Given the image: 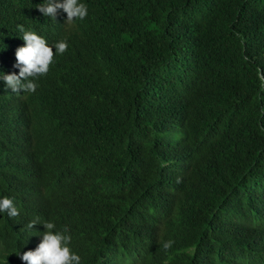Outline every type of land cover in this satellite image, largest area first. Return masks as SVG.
<instances>
[{
  "label": "trees",
  "instance_id": "16d2710c",
  "mask_svg": "<svg viewBox=\"0 0 264 264\" xmlns=\"http://www.w3.org/2000/svg\"><path fill=\"white\" fill-rule=\"evenodd\" d=\"M46 2L0 0V72L17 24L68 36V73L24 101L32 143L15 150L39 155L81 264H134L148 246L165 264H264V0H83L74 22Z\"/></svg>",
  "mask_w": 264,
  "mask_h": 264
},
{
  "label": "clouds",
  "instance_id": "9594fccd",
  "mask_svg": "<svg viewBox=\"0 0 264 264\" xmlns=\"http://www.w3.org/2000/svg\"><path fill=\"white\" fill-rule=\"evenodd\" d=\"M36 9L52 19L61 9L68 22L88 15L83 0H47ZM15 28L21 33L18 37L23 46L16 49L12 71L0 72V215L9 220V238L14 247L9 264H81L80 255L70 246L72 237L64 229L66 222L47 213L45 186L38 178L39 155L35 164H29L24 154L15 150L17 145L32 143L24 101L43 96L40 79L47 77L56 86L68 73L63 69L68 36L49 39L23 24ZM172 243L168 241L164 247ZM134 264L165 263L148 246V256H135Z\"/></svg>",
  "mask_w": 264,
  "mask_h": 264
},
{
  "label": "bare ground",
  "instance_id": "6f19581e",
  "mask_svg": "<svg viewBox=\"0 0 264 264\" xmlns=\"http://www.w3.org/2000/svg\"><path fill=\"white\" fill-rule=\"evenodd\" d=\"M16 189V188H15Z\"/></svg>",
  "mask_w": 264,
  "mask_h": 264
}]
</instances>
